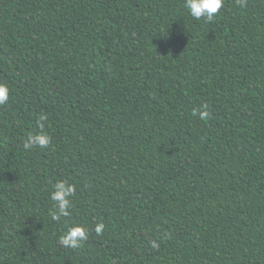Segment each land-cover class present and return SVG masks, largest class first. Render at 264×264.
Returning <instances> with one entry per match:
<instances>
[{
  "label": "trees",
  "instance_id": "obj_1",
  "mask_svg": "<svg viewBox=\"0 0 264 264\" xmlns=\"http://www.w3.org/2000/svg\"><path fill=\"white\" fill-rule=\"evenodd\" d=\"M0 83V264H264V0H0Z\"/></svg>",
  "mask_w": 264,
  "mask_h": 264
},
{
  "label": "clouds",
  "instance_id": "obj_2",
  "mask_svg": "<svg viewBox=\"0 0 264 264\" xmlns=\"http://www.w3.org/2000/svg\"><path fill=\"white\" fill-rule=\"evenodd\" d=\"M224 0H185V8L190 16L195 20H205L212 22L216 14L222 9ZM9 101V89L7 85L0 83V105L7 104ZM206 106H202L201 110H194V115H199L201 119L208 116ZM50 137L41 130L39 133L31 134L24 141L23 147L30 149L33 146L46 148L50 145ZM75 193V187L66 181H58L54 185V190L51 193V199L55 202L56 210L52 216L53 220H58L61 217L70 215L71 200L70 198ZM104 228L103 223L95 226L97 234L102 233ZM87 239V229L82 225L75 224L68 227V230L60 238V243L66 248H77L83 241ZM155 246V245H154Z\"/></svg>",
  "mask_w": 264,
  "mask_h": 264
}]
</instances>
